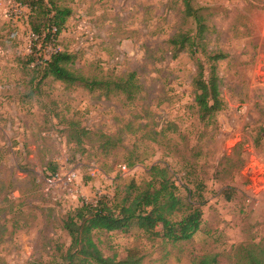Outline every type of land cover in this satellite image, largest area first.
<instances>
[{"label":"rangeland","instance_id":"1","mask_svg":"<svg viewBox=\"0 0 264 264\" xmlns=\"http://www.w3.org/2000/svg\"><path fill=\"white\" fill-rule=\"evenodd\" d=\"M29 1L0 0V264H63L68 214L145 185L154 165L168 168L185 202L189 191L203 195L200 230L177 243L136 225L98 232L106 257L246 264L264 255V0H193L203 36L181 0H59L72 15L45 48ZM57 50L86 77L135 74L134 97L45 76L43 58ZM199 60L207 79L215 67L222 101L206 120L195 102Z\"/></svg>","mask_w":264,"mask_h":264},{"label":"trees","instance_id":"2","mask_svg":"<svg viewBox=\"0 0 264 264\" xmlns=\"http://www.w3.org/2000/svg\"><path fill=\"white\" fill-rule=\"evenodd\" d=\"M59 0H32L29 25L35 40L45 48L50 42H57L66 28L72 9ZM185 13L193 18L198 26V34L203 36L206 27L203 18L193 6V0H181ZM187 38V37H186ZM176 39L173 43L176 44ZM181 48L185 44L181 42ZM223 54L210 55L212 61L221 60ZM31 64L35 60L30 59ZM74 57L57 50L50 59H44L42 68L47 77H52L67 85H81L90 91L105 90L107 93L121 92L134 97L135 74L122 78L86 77L72 70ZM38 66V65H37ZM211 76L206 78L207 68L203 61L197 64L194 84L197 90L195 102L203 120L213 117L221 110L222 101L215 67H211ZM56 171V170H54ZM55 173V172H54ZM151 179L145 185L132 181L123 195L117 194L113 199L105 197L96 203L83 202L80 207L69 213L63 223V229L69 234L71 243L62 257L63 264H140L141 259L129 252L127 258L106 257L95 240L96 233H127L133 226L153 238L160 237L168 242L177 243L193 239L200 230L206 200L199 195L194 201L192 191L185 202L178 195V186L171 183L168 168L154 165L150 169ZM181 216L179 220L174 219ZM161 227V231L158 229ZM195 264H217L216 256H206ZM246 264H264V255L254 252L247 256Z\"/></svg>","mask_w":264,"mask_h":264},{"label":"built area","instance_id":"3","mask_svg":"<svg viewBox=\"0 0 264 264\" xmlns=\"http://www.w3.org/2000/svg\"><path fill=\"white\" fill-rule=\"evenodd\" d=\"M126 170V167L124 168ZM56 175V174H55ZM72 177V176H71ZM55 183V180H49V184L52 186Z\"/></svg>","mask_w":264,"mask_h":264}]
</instances>
